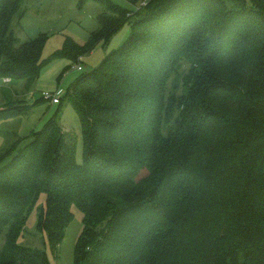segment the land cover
<instances>
[{
    "label": "trees",
    "instance_id": "obj_1",
    "mask_svg": "<svg viewBox=\"0 0 264 264\" xmlns=\"http://www.w3.org/2000/svg\"><path fill=\"white\" fill-rule=\"evenodd\" d=\"M94 1L97 29L54 57L77 62L127 21L130 34L62 95L81 164L53 120L1 155L0 264H50L19 245L41 194L53 247L72 207L83 214L75 264H264V0ZM24 2L0 0V79L29 88L44 38L14 34Z\"/></svg>",
    "mask_w": 264,
    "mask_h": 264
},
{
    "label": "rangeland",
    "instance_id": "obj_2",
    "mask_svg": "<svg viewBox=\"0 0 264 264\" xmlns=\"http://www.w3.org/2000/svg\"><path fill=\"white\" fill-rule=\"evenodd\" d=\"M112 1L132 12L140 5L126 0ZM24 8L25 14L19 23L16 20L13 22L12 29L20 42L33 41L39 36L44 38L42 68L39 77L29 88L22 81L5 83L4 79H0V108L9 101L8 112L14 115L0 121V158L7 148L16 147L20 150L29 143L32 133L53 120L55 125L73 137L76 162L81 164L83 136L80 119L62 95L68 92L78 75L96 69L110 51L122 45L130 34V23H123L106 44L99 43L77 62H72L54 55L63 49L66 38L84 46L89 34L98 27L102 7L94 0H85L83 3L80 0H25ZM78 65L81 70H77ZM43 93H57L61 97L60 104L43 100ZM145 174L146 171H142L139 178ZM40 207H45L44 194L40 195L36 207L28 216L19 245L45 252L50 264H75V256L78 258L77 244L84 230L82 212L72 207L73 218L64 229L60 243L53 247L47 234L37 229Z\"/></svg>",
    "mask_w": 264,
    "mask_h": 264
},
{
    "label": "built area",
    "instance_id": "obj_3",
    "mask_svg": "<svg viewBox=\"0 0 264 264\" xmlns=\"http://www.w3.org/2000/svg\"><path fill=\"white\" fill-rule=\"evenodd\" d=\"M77 70H81L80 65L77 66ZM42 99L45 101H48L52 104H58L59 103V95L57 93H54V94L43 93Z\"/></svg>",
    "mask_w": 264,
    "mask_h": 264
},
{
    "label": "crops",
    "instance_id": "obj_4",
    "mask_svg": "<svg viewBox=\"0 0 264 264\" xmlns=\"http://www.w3.org/2000/svg\"><path fill=\"white\" fill-rule=\"evenodd\" d=\"M4 82H5V83H8V82H11V81H9V80H4Z\"/></svg>",
    "mask_w": 264,
    "mask_h": 264
}]
</instances>
